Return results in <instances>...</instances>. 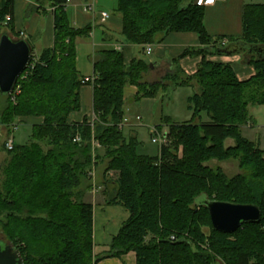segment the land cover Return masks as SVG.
I'll return each mask as SVG.
<instances>
[{"label":"trees","instance_id":"1","mask_svg":"<svg viewBox=\"0 0 264 264\" xmlns=\"http://www.w3.org/2000/svg\"><path fill=\"white\" fill-rule=\"evenodd\" d=\"M14 1L0 0V36L6 27L11 38L21 39L13 27ZM48 1L52 47L37 55L32 50L30 64L14 86L19 88L14 102L10 95H0L5 136L18 119H42L31 126L29 143L11 151L2 144L7 158L0 166V226L6 244L21 254L24 264H97L130 252L136 264H264V150L241 132L250 120L248 107L264 105V5H245L241 36L227 39V45L240 43L260 54L244 60L255 75L241 82L229 64L206 60L220 55L224 38L208 35L204 9L195 0H117L114 12L127 44L144 48L170 33H194L200 46L181 57L202 60L192 76L175 65L161 82L148 84V64L142 59L126 66L121 53L96 52L90 83L94 120L70 124L85 85L76 68V40L87 39L91 27L70 25L67 0ZM128 86L137 87L143 98H154L169 86L194 91L187 99L191 120L164 121L170 143L156 156L141 154L136 138L126 139L119 126ZM202 114L208 123H198ZM229 139L234 146L225 147ZM231 159L243 171L232 179L206 165ZM103 164L101 184L105 190L113 186L106 204L123 207L129 217L108 249L94 254L93 207L83 196L91 189L88 173ZM204 200L257 206L260 220L233 234L217 232Z\"/></svg>","mask_w":264,"mask_h":264},{"label":"crops","instance_id":"2","mask_svg":"<svg viewBox=\"0 0 264 264\" xmlns=\"http://www.w3.org/2000/svg\"><path fill=\"white\" fill-rule=\"evenodd\" d=\"M111 3H113V0H69V3L66 6V13L69 23L73 28L84 29L91 27V32L87 39L79 38L76 40L77 42L82 43H88L91 41V47L95 48L91 55L89 67L90 74L82 76V79L93 77L94 73L92 59L96 52L114 50L118 53H121L126 66H128L133 59H142L141 56L145 54L146 47L141 48L125 43L121 35L122 22L119 15H110L107 22L101 25L98 23V21L93 20V16L89 12L85 11L86 6L93 4L96 11L106 12L105 7L109 6ZM26 4V0L14 1L13 27L14 31L19 33L21 39L26 40L30 44L34 55H37L42 50L49 49L53 45L52 9L49 7V2L47 1L41 4L34 3V8L31 12L32 14H29L28 19L24 20L23 14L27 7ZM245 5H264V0H214L213 4L203 7L204 25L208 35L213 39L224 38L226 40L228 38L240 37L242 34L241 17ZM41 22H45L43 28L41 27L42 29L39 27ZM97 27L101 28L99 35L97 30H95ZM199 46L200 44L198 37L194 33H170L165 35L162 38V41L155 44V48L151 50V53L153 54V61L148 64V71L144 75V77L147 79L146 82L148 84L161 82V80L167 74H171L173 72L175 65H177L182 70L184 75H194L197 71L198 65L202 60V57H181V55L185 50L197 48ZM136 51L138 52V55L135 56ZM206 60L214 63L229 64L237 79L241 82L247 81L255 75L254 68L244 64L243 59L239 54L232 56L207 55ZM145 63L147 64V62ZM124 93L126 95L128 93L136 95L137 87L132 86L125 88ZM92 94L93 88L91 84H85L81 86L79 90L80 109L78 112H75L69 116L68 122L70 124H80L84 120H87L88 123H91L94 120L92 111ZM132 98L134 100V96H130L128 101H131ZM1 100L3 101V98L0 97V101ZM139 116L140 115H137L135 117L136 121L140 119ZM23 121L24 122L21 123L32 126L35 124H40L42 119L26 118ZM16 123H20V119H18ZM16 123L12 127L15 128ZM249 123L252 126V119H250ZM250 124L247 126L251 127ZM149 126L150 125L147 126L148 130L154 127L162 129L164 128L163 131L168 129L166 126L163 127L160 124H155L152 127ZM150 135L152 138L151 132ZM1 136L0 166L7 158L6 151L2 148V144L5 139L7 140L10 138L9 136H5V132L2 128H0V137ZM260 142L261 139L258 137L256 142L253 143L257 144L260 148ZM159 152L160 149L157 146L155 155L147 153L146 151L141 154L153 157L158 155ZM95 176L96 174L94 173V183L93 180H91L92 178L90 179L92 181L90 183L91 189L85 192L83 196V202L90 204L93 207L94 254H98L100 252H105L108 249V245L110 244L112 237L118 233L121 225L128 219L129 214L121 206L106 204L108 196L107 194L112 191L113 186H108L105 190L104 186L101 184L103 174H101L100 183L95 182ZM109 176L113 179L116 178L114 173H110ZM97 264H136V259L135 254L130 252L119 259H103Z\"/></svg>","mask_w":264,"mask_h":264},{"label":"rangeland","instance_id":"3","mask_svg":"<svg viewBox=\"0 0 264 264\" xmlns=\"http://www.w3.org/2000/svg\"><path fill=\"white\" fill-rule=\"evenodd\" d=\"M45 1L49 2L48 0H26L27 7L26 10L24 11L23 19L24 20L28 19L29 14L30 15L32 14L31 12L33 11L32 9L34 8L33 6L34 3L41 4ZM116 5H117V0H113V3L105 7L106 12L109 15H114L115 14L114 10L116 9ZM44 23L43 22L40 23L39 26L40 29L43 28ZM95 30H97V33L99 35L101 28L97 27L95 28ZM2 31L6 33L9 32V29L5 27L2 29ZM153 48H155V44L151 46V50H153ZM94 49H95L94 47H91V41L88 43L87 42L82 43L76 41V66L81 77L86 74H90L89 67H90L91 55ZM136 55H138L137 51L135 53V56ZM141 57L144 62H147V64L153 61L152 53L146 54L145 52V54ZM146 80L147 79L144 77V81ZM129 87L132 86H128L126 88ZM137 93H138V89H137ZM137 93L136 95L129 93L126 95L124 93L125 115L119 126L122 127L123 135L126 139L131 137L136 138V140L140 144L139 145L140 153H144V151H146L147 153L155 155V150L157 146L151 143L150 130H148L147 126L150 125L152 127L155 124L157 125L160 124L161 126L165 127V125L163 124L165 119H169L177 123H184L190 121L192 117V113L187 109V98L193 95L194 91L192 88H187V87L174 88L173 86H169L165 92L161 93L159 91L154 98H143L140 97V95L137 96ZM130 96H134V100L132 98L131 101H128V98H130ZM3 101L2 100L0 101L1 106L4 105ZM137 115H140L139 116L140 119L138 121H136L135 119ZM248 116L249 119H252L253 124L251 126L249 120L248 123L250 124L251 127L247 126L249 125L248 123L244 126H241L242 135L251 142H256V139L259 137L261 139L260 149L264 150V105L249 106ZM208 121L209 119L206 116V114H202L200 121H198V123L199 122L208 123ZM162 130H164V128ZM9 137L12 138L14 146L25 145L29 143V141H31V126L23 123H16L15 128L12 130ZM0 139H2V136L0 137ZM5 141L3 143H5ZM167 141H168L167 143L168 145L170 143V138L168 135H167ZM231 146H234V142L233 140L229 139L225 142V147H231ZM104 165L105 164L101 165L98 169L96 168L93 169V173L96 174L95 176L96 183L101 182V174L104 170L105 167ZM206 165L213 170L219 169L227 177V179H232L236 175H240L243 173V171L239 168L238 161L232 159L222 163L216 161H210ZM93 178L94 177L90 179L93 180ZM91 180L90 183L92 182ZM0 241L7 243L5 236L1 231V226H0Z\"/></svg>","mask_w":264,"mask_h":264},{"label":"water","instance_id":"4","mask_svg":"<svg viewBox=\"0 0 264 264\" xmlns=\"http://www.w3.org/2000/svg\"><path fill=\"white\" fill-rule=\"evenodd\" d=\"M218 53L223 56L242 54L243 63L249 56L257 58L260 56L257 48L240 43L220 48ZM31 56L32 48L26 40L11 38L7 33L0 36V95H10L18 78L30 64ZM204 206L208 211L212 228L225 234L235 233L244 224L257 223L261 216L259 208L254 205L204 200ZM0 264L24 262L17 250L10 244L0 241Z\"/></svg>","mask_w":264,"mask_h":264},{"label":"built area","instance_id":"5","mask_svg":"<svg viewBox=\"0 0 264 264\" xmlns=\"http://www.w3.org/2000/svg\"><path fill=\"white\" fill-rule=\"evenodd\" d=\"M68 3H69V0L66 1V6H67ZM195 3H196L197 6L205 7V6L213 4L214 0H196ZM85 11L89 12L93 16V20L94 21L95 20L98 21V23L101 24V25L106 23L107 20L110 17V15L107 12L96 11V9L94 8L93 4L86 6ZM226 45H227V40L226 39H222L221 42H220V46L223 47V46H226ZM145 52H146V54L151 53V46L150 45L146 46ZM92 82H93V77L85 78V79L82 80L83 84H90ZM18 92H19V88L18 87L15 90L13 88L12 92L10 93L12 102H14V98L18 94ZM137 119H139V118H137ZM12 129H14V127H12ZM150 132L152 134V138H151V143L152 144L158 146L159 149H161L163 146L167 145V143H168V141H167L168 131L167 130L163 131L162 129H160L158 127H154V128L150 129ZM76 141H79L78 137L76 138ZM13 146L14 145H13L12 138L7 139L6 142H5L6 150L7 151H11L13 149ZM93 146L94 147H98V145L95 144V143H93ZM93 169L88 173L90 178L93 177V174H94L93 173ZM170 239L174 240V237H171Z\"/></svg>","mask_w":264,"mask_h":264}]
</instances>
